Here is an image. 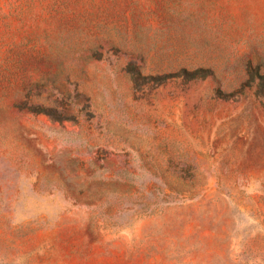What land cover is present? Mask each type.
I'll list each match as a JSON object with an SVG mask.
<instances>
[{
  "label": "rangeland",
  "instance_id": "obj_1",
  "mask_svg": "<svg viewBox=\"0 0 264 264\" xmlns=\"http://www.w3.org/2000/svg\"><path fill=\"white\" fill-rule=\"evenodd\" d=\"M0 264H264V0H0Z\"/></svg>",
  "mask_w": 264,
  "mask_h": 264
}]
</instances>
